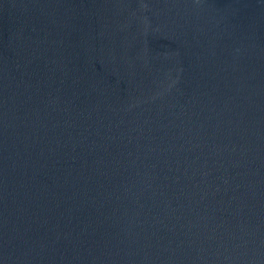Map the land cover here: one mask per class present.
Masks as SVG:
<instances>
[{
	"label": "water",
	"instance_id": "1",
	"mask_svg": "<svg viewBox=\"0 0 264 264\" xmlns=\"http://www.w3.org/2000/svg\"><path fill=\"white\" fill-rule=\"evenodd\" d=\"M0 264H264V0H0Z\"/></svg>",
	"mask_w": 264,
	"mask_h": 264
}]
</instances>
